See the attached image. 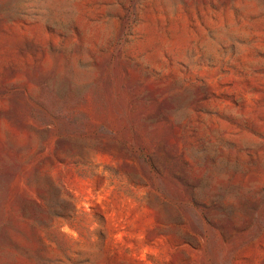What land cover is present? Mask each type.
Masks as SVG:
<instances>
[{
    "label": "rangeland",
    "instance_id": "rangeland-1",
    "mask_svg": "<svg viewBox=\"0 0 264 264\" xmlns=\"http://www.w3.org/2000/svg\"><path fill=\"white\" fill-rule=\"evenodd\" d=\"M0 264H264V0H0Z\"/></svg>",
    "mask_w": 264,
    "mask_h": 264
}]
</instances>
